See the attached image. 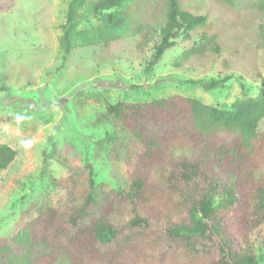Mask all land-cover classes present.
Listing matches in <instances>:
<instances>
[{
  "label": "trees",
  "instance_id": "obj_1",
  "mask_svg": "<svg viewBox=\"0 0 264 264\" xmlns=\"http://www.w3.org/2000/svg\"><path fill=\"white\" fill-rule=\"evenodd\" d=\"M87 1L100 14V23L81 28ZM133 1L67 0L59 36L60 67L79 47L108 44L133 34L129 11ZM182 3L167 0L166 20L156 29L160 40L145 74L177 44V37L188 39L195 28H205L219 42L216 31L209 33L207 14L190 12ZM232 4L230 0L228 5ZM13 6L14 0H0V11ZM260 31L264 47V26ZM204 51L201 44L193 46L182 58H197ZM231 78L181 81L210 91ZM141 86L116 79L103 87ZM263 118L264 88L256 96L236 99L229 108L181 94L108 103L92 121L93 127L105 132L96 142L95 157L105 159L119 187L98 182L90 160L83 169L70 168L54 177L53 143L43 152L42 172L65 191L64 199L39 208L12 233L0 236V264H55L61 257L69 264H261L264 132L259 124ZM70 149L78 153L74 146ZM17 153L0 141V170L8 168Z\"/></svg>",
  "mask_w": 264,
  "mask_h": 264
},
{
  "label": "rangeland",
  "instance_id": "obj_2",
  "mask_svg": "<svg viewBox=\"0 0 264 264\" xmlns=\"http://www.w3.org/2000/svg\"><path fill=\"white\" fill-rule=\"evenodd\" d=\"M182 1L184 9L207 14L209 33L216 31L219 42L205 28H195L188 39L176 38L177 44L150 74L144 67L160 40L156 29L166 20L167 0L133 1L129 7L133 34L108 44L79 47L63 67L59 36L67 0H14L10 10L0 11V141L18 152L8 168L0 170V236L12 233L39 208L64 199L65 191L42 172L43 152L53 143L58 153L50 159L54 177L70 168L83 169L90 160L98 182L119 187L105 159L95 157L96 142L105 132L93 127L92 121L108 103L181 94L229 108L236 99L256 96L264 88L263 0H232L231 6L230 0ZM99 16L87 1L81 28L99 24ZM200 44L205 54L182 58L185 50ZM225 75L232 78L210 91L181 81ZM116 79L142 86L135 90L103 87ZM259 130L264 132V118ZM260 258L264 264V251ZM55 264L69 263L61 257Z\"/></svg>",
  "mask_w": 264,
  "mask_h": 264
}]
</instances>
